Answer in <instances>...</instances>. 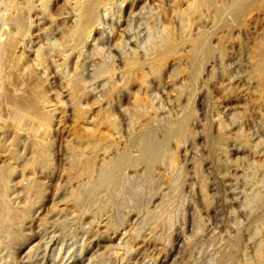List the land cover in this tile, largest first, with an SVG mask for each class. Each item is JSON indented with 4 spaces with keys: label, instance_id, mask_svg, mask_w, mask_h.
I'll return each mask as SVG.
<instances>
[{
    "label": "rangeland",
    "instance_id": "obj_1",
    "mask_svg": "<svg viewBox=\"0 0 264 264\" xmlns=\"http://www.w3.org/2000/svg\"><path fill=\"white\" fill-rule=\"evenodd\" d=\"M119 1L123 2L119 4ZM186 1L191 2L178 0L177 6L175 0H109V12L103 10L101 12L105 25L98 24L96 30H92L85 46L79 49V57V53L69 56V61L67 60L69 65L64 68V72L71 74L75 63L81 61L87 67L85 73L92 77L99 70V61L104 60L106 64L114 65L116 73L114 77L117 80L120 78L121 83L124 77L122 75L124 50L126 53L133 52L134 49L140 54L149 53L147 42L149 25L153 27L152 38L155 39L164 27H171L173 32H178L176 34L178 48L164 63L161 73L163 80L157 81L156 76L150 74L148 65L145 64L144 71L149 73L148 82H142L140 79L131 82L128 85L131 92L127 96L120 97L119 100L118 98L114 100L113 103L117 107L115 132L114 129L102 128L95 133L97 134L95 137L91 138L92 141L84 140L80 144L75 138L77 132L83 134L85 127H92V116L97 115L101 106L107 107V101L103 99L101 105H95L94 113L87 121L77 125V128L74 126V106L68 101L69 107L66 108L68 113L59 114L54 122V128L57 129L56 139L50 152L49 162L40 165V159L36 162L31 151L25 154V159L17 160L16 173L12 178L13 181L16 180L17 184L14 186L18 189L11 197L15 209L22 211L20 213L21 211L16 209L18 214H22L20 215L22 218L13 221L7 227H0V264H217L221 249L230 255L229 260L224 264H264V258L261 256V251L264 250V209L256 221H249L251 213L257 209L256 199L264 193V55L261 58L260 69L256 68L260 51L264 46V0H256L257 5L248 9L239 20L228 17V27L216 26L215 19L213 21L214 7L213 10L207 11L208 14L204 9L203 17L196 16V20L193 18L196 22H191L192 25L184 27L183 31L176 22L177 18L174 17L173 10L176 7L177 10L187 9L189 4ZM227 1L214 2L220 5ZM119 8L122 11L120 20L115 16L116 9ZM49 9V16L44 15L45 17L41 19L38 18L42 15L40 13L37 17L33 16L35 17L33 20L37 23L32 27L33 44L38 42L46 45L47 33H51L50 40L54 41L57 36L59 39L58 31L71 23L72 17L67 13L68 8H65L64 0L50 1ZM155 21L159 22L155 23ZM206 30L212 34L210 44L215 50L197 82L191 84L190 73L188 74L191 39L197 38ZM26 51L32 60L34 53L31 50ZM50 53L54 55L56 63L63 62L56 50ZM52 69L55 71L54 68ZM54 71L51 76L54 75ZM105 79L107 74L91 80L90 84L97 86L98 83L103 84ZM100 89L101 86L96 90ZM137 95L139 97L143 95V99L147 100V104L149 103L148 112L145 114H148L147 116L134 118L132 114L134 97ZM101 98L103 97L100 96ZM92 100L93 98L90 103L93 102ZM189 107L193 108L196 115L189 119L187 137L185 136L183 142H179L175 136L169 139L165 149L166 156L164 155L159 163L152 166L148 179L143 180L141 177L144 172L143 164L126 170L130 181L132 180V183L137 181L133 184L139 191L138 199L132 201L128 195H124L118 202L119 205L111 191L106 188L93 193L88 191L100 165L122 151L130 137L134 132L139 131L141 126L147 124L156 129L160 137L162 135L160 127L167 120L171 121L175 117L185 115ZM181 109L186 111L183 112ZM133 119H136L134 124H132ZM206 129L214 138L226 134L214 155L209 153L207 147ZM102 132L107 133L102 134ZM102 135L105 136V141L95 147L97 140L93 138L98 139ZM104 143L105 146L109 144L107 150ZM133 154L136 155L137 152L134 151ZM0 161V164L2 161L8 162L7 156H1ZM25 161L30 162L31 166L24 168ZM67 172L69 176L66 175ZM182 172L186 173V176L181 181ZM50 173L52 176L49 175ZM139 173L141 176L137 175ZM24 176L26 180L23 181ZM31 176L34 179L37 177L35 179L37 182ZM27 177H31L32 183L36 186V189L29 193H25L22 189L28 184ZM179 197L183 200L181 203H178ZM166 206L168 212L165 211ZM169 211L173 212L174 215L171 216L174 220L169 231L170 236L167 238L162 226L164 218L167 217L165 215L171 214ZM132 229L136 231L132 246L127 252L116 249L124 244L128 237L127 232ZM19 233L30 235L22 249H19L20 246L14 241ZM196 236L200 241L197 246L193 243ZM211 238H215L217 243L216 246L208 248ZM202 242L208 243V247ZM215 251H218L217 254Z\"/></svg>",
    "mask_w": 264,
    "mask_h": 264
},
{
    "label": "bare ground",
    "instance_id": "obj_2",
    "mask_svg": "<svg viewBox=\"0 0 264 264\" xmlns=\"http://www.w3.org/2000/svg\"><path fill=\"white\" fill-rule=\"evenodd\" d=\"M50 1H52V0H0V157L1 156H7V159H8V162L4 163V161H2V164H0V227H2V226L7 227L8 224L10 225V223H12L13 221H18V220H21L20 218H22L20 216L22 214H18V211H19L18 208H16V209H18V211L16 212L15 204L12 201V197H11L14 194V191H16L18 189L14 186L17 184L15 182L16 180L13 181V178H12L13 174L16 173V168H17L16 162H17V160L25 159V154H27L28 151H31L36 162H38L37 160L40 159L39 160L40 165H41V163L44 164L46 162V164H47V162H49V158H51L50 152H51L54 140L56 139V130L57 129L54 128V122H55V119H57L59 114L61 115V113L63 114L65 112H67L66 108L68 109V107H69L67 102L71 101V103L74 106L73 116H74V126L76 127L77 125L82 124L88 120L90 115L92 113H94V109L96 108L95 105H97V106L101 105L100 102L103 101V99L107 101V107L101 106L100 108H98L97 115L92 116V120H91V122L93 124L92 127H90V128H88L89 126L85 127L83 129V134L82 133L80 134L77 131H75V132H77V135L75 133V135H76L75 138L79 141L80 144L82 142H84V140H91L92 137H95L97 135V134L95 135V133L98 131H101L102 128H106L109 130L114 129L113 131L115 132V128H116V124H115V119H116L115 116L116 115L115 114L117 111V107H115V105L113 103L114 100L116 98H118V100H119L120 97L127 96V94L131 92L128 89V85L131 82L140 79L142 82L146 83L149 73L147 74L144 71V68H145L144 65L145 64L148 65L150 74L155 75L157 81L161 80L162 79L161 76H163V75H161V73L163 70L164 63H166L165 61H166L168 56L173 55L176 52V50H177L176 48H178L177 45L179 44L177 41V38H176V34L178 32L177 33L173 32L171 27H164L163 31L161 33H159V36L157 35L158 38L155 39V37L152 38V36L154 34L152 31L153 27L151 25H149L150 27H148L149 29L147 32V42L149 45V49H148L149 53L145 52L144 54H140L135 49H134V51L132 50L133 52H130V53L127 52L126 53V51L124 50L123 56H122L123 57V65L122 66L124 68V70H123L124 74L121 73L122 75H124V77L122 78L121 83H120V78H118L119 80H117L114 77V74H116L115 68L113 67L114 65L110 66V65H108L109 63L106 64L104 62V60L99 61V70L92 77L89 76L88 73H85L86 65L84 62H81V61L79 63L76 62L75 67L72 70V73L68 74V73L64 72V68H66V66L69 65V64H67V60H68V58H70L69 56L73 53H79L80 52L79 49H81V48H83V46H85V43H86L87 39L90 37L92 30H96V27L98 24L99 25L102 24V26H103V24L105 25V23H103L104 21H103L101 12H102V10L104 12H109V5H108L109 0H64L65 8H68L67 13L72 17L71 23L69 22L70 24L69 25L67 24V27H65V28L62 27V29H60V30L58 29L59 30L58 34H60L59 39L57 38L58 37L57 36V37H55L56 39L54 41H52L49 38L51 33H47L46 37H47L48 42L46 43V45H43L42 43L38 44V42H35L33 44L34 41H33V37H32V27L34 25L35 26L37 25V23H35V21L33 20V18H35L33 16L36 15V17H37L38 16L37 14H39V13L42 14L40 17H38L40 19H41V17H45L44 15L49 16V10H50L49 9V3H50ZM177 1L178 0H175L176 5H177V3H179ZM189 1H191V2L188 3L186 1L189 4V5L187 4L188 5L187 9L181 7V9L183 8L184 10H177V7H176V9L173 10L174 17L177 18L176 22H178V25H180V27L182 28L183 31H184V29H183L184 27L186 28L189 25H192L191 22H194V20H196L195 19L196 16H199V17L201 16V18H202L203 17L202 16L203 11H205V10H206V12L210 11L213 7H214V10L212 9L214 11L213 21L215 19L216 26L228 27V25H229L228 17H230L232 20H239L248 9H250L252 6L257 5V3H255L256 0H228L227 2H223L220 5H216L215 4L216 2H214L215 0H189ZM122 2L123 1H121L119 4H121ZM115 3L117 4V2H115ZM258 3H260V2H258ZM180 5H179V8H180ZM171 9H172V7H171ZM116 10H117V15H115V16H116V18H118V20H120V18L122 16V11L120 8L116 9ZM206 14H208V12ZM210 17H211V14H210ZM153 18H154V16H153ZM193 18H194V20H193ZM205 18H206V15H205ZM169 19H171V17ZM209 20H211V19H209ZM41 22H43V20ZM158 22L155 21V23H158ZM208 24H209V26L211 25L210 23H208ZM159 25H161V24H159ZM60 27H61V25H60ZM176 27H175V29H176ZM180 27H178V28L181 32ZM158 28H159V26H158ZM212 28H213V26H212ZM42 29H41V31H42ZM209 29H211V27H209ZM213 31H215V29L212 30V34H213ZM111 32H113V31H111ZM155 33L157 34L158 31ZM33 34H35V33H33ZM183 34H184V32H183ZM212 34L210 31L206 30V31L201 32L197 38L192 37L194 39H191V57H190V69H189L190 72H188V74L190 73L189 77H191V81H192L191 84L197 82V80L199 79V76L201 75V73L204 69V66L209 62L212 54L214 53L215 48H214V46H212L210 44V36ZM115 37H116V35H115ZM118 40H119V38H118ZM224 42H222V43H224ZM122 45L123 44H121V46ZM140 47H141V44H140ZM114 48H116V47H114ZM145 48L147 49V44H146ZM140 49H142V48H140ZM26 50H31L32 53H34V58L32 60L28 57L29 55L26 53L27 52ZM52 50L57 51V55H59L60 58L63 60L62 63H56V60L54 59V55L50 53ZM179 52H180V48H179ZM83 55H85V53ZM263 55H264V46L262 47V49L260 51V59L258 60V62L256 64L257 70L260 69V66L262 63L261 58L263 57ZM79 56H80V53L78 54V57ZM178 56H180V55H178ZM178 58H181V57H178ZM50 60H52V61L50 62ZM76 60H78V58ZM111 64H113V63H111ZM94 66H96V65H94ZM52 68H54L55 71ZM182 69H184V68H182ZM182 69H180V70H182ZM52 71L55 72L53 76H51V73H53ZM106 74H107V79H105L106 81L103 84L98 83L97 86H95V84H90L91 80H94V79L96 80L97 77H100V76L106 75ZM183 74H184V72H183ZM154 81H155V79H154ZM200 84H201V82H200ZM99 86H101V89L96 90ZM203 90H204V88H203ZM194 91L193 92L191 91V92L194 93ZM98 92H100V94ZM145 93H146V90H145ZM145 93H144V95H145ZM137 94H138V92H137ZM196 94H198V93H196ZM100 96H102L103 98L100 99ZM92 98H93V100H92L93 102L90 103V100ZM147 98L148 97H146V99ZM123 102H125V101H123ZM134 103H135V105H133L134 107L131 109L132 114L134 115V118L135 117L137 118L139 116H143L148 112L147 111V107H148L147 105L149 103L147 104V100L143 99V95H142V97H139L138 95L136 97H134ZM152 105H153V103H152ZM187 106H186V108H187ZM181 110H183V109H181ZM184 110L186 111V109H184ZM184 110H183V112H185ZM129 113H130V111H129ZM147 115H145V116H147ZM193 115H194V110H193V108L189 107L187 109V112L185 115H182L179 118L175 117V118H173L174 120H171V121L167 120V122L165 124H163L162 126L159 125V126H161L160 129H162V135H160V137L157 135L156 129L149 127L147 124H144L143 126L140 125L141 127L139 128V131L134 132V134L130 137V139L127 138V139H129V141H128V143H126L127 144L126 147L124 146L125 148L122 151L115 154L112 158L110 157L111 159L109 161L100 165V167L96 170V174H95V176H93V179L91 180L90 187L89 188L87 187L88 191L93 193L94 191H97L101 188H106L107 190L111 191V194L113 195V197L115 198V201L117 203L120 202L121 199H123L122 197L124 195H128V197H130V199L132 201H135L136 199H138L139 191L134 186L136 184L135 183L136 180L133 182L135 184H133L132 180L130 181V179L128 177L129 175L126 174V170L129 167H135L138 164H143L144 165V172H143L142 176L140 175V173L137 175L138 176L140 175L141 177H143L142 178L143 180H147L150 173H151L152 166L155 163H159L162 160V158L164 157V155L166 156L165 149H166V145H167L169 139L172 138L173 136H175V137H177L179 142H183V140H184V138L187 135L188 130H189V125H188L189 119ZM128 118H130V117H128ZM140 119H141V117H140ZM135 120L136 119H133L132 124L136 123ZM142 122H143V120H142ZM142 122H140V123H142ZM89 124L90 123H88V125ZM156 126H158V125H156ZM153 127H155V126H153ZM70 129H71V127H70ZM106 129H104V130H106ZM207 129L209 130L210 128H207ZM207 129L205 131V140L207 143V147L209 148V153L214 155L216 153V151L218 150V148L220 147V144L224 141L226 134H225V136L220 135L219 137L214 138V137H211L209 135V133L207 132ZM73 130H76V129L73 128ZM203 132H204V130H203ZM105 133H107V132H102V134H105ZM129 135H131V134H129ZM93 140H97L96 142L94 141L95 147H97L99 144H101L105 141V136L102 135L98 139L93 138ZM71 141H72V139H71ZM115 142H117V141H115ZM87 144H88V141H87ZM88 146H90V145H88ZM104 146H105V143H104ZM108 146H109V144H107L105 146L106 147L105 150H107ZM70 147H72V146H70ZM167 148H168V146H167ZM56 149H58V148H56ZM76 151H78V150H76ZM134 151L137 152L136 155L133 154ZM113 153H115V152H113ZM214 160H216V159H214ZM77 161H79V160H77ZM51 163H50V166L52 165ZM23 164H25L24 168L31 166V163L28 161H25ZM179 167H178V169H179ZM33 170L35 171L34 168H33ZM93 170H95L94 167H93ZM45 171H47V170H45ZM45 171L43 174H45ZM25 172H26V170H25ZM54 173H55V171H54ZM26 174H27V172H26ZM31 174H33V173H31ZM28 175H29V173H28ZM49 175L52 176L51 173ZM66 175H68V172ZM185 176H186V173L182 172L180 180L182 181L185 178ZM16 177H17V175H16ZM19 177H21V176H19ZM31 177H27L28 184L27 185L25 184V186L22 188L25 190V193H29L30 191H33V189L36 187V186H34L35 184L32 183L34 178L32 177L33 178L32 179ZM71 177H72V175H71ZM25 178L26 177L24 176L23 181ZM35 179H34V181H36ZM172 179H174V178H172ZM89 181H90V178H89ZM39 182H41V181H39ZM172 182H173V180H172ZM42 183H41V186H42ZM13 187H15V188L13 189ZM83 190H85V189H83ZM103 191H105V190H103ZM41 192H43V190ZM78 195L79 194H77V196ZM179 198H178V203H181L183 200H182V198H180V199ZM122 202H123V200H122ZM122 204H124V203H122ZM256 204H257L256 205L257 209L251 213L250 219H249L250 222L256 221L261 216V211L264 209V193L261 194L256 199ZM122 206H124V205H122ZM167 206L165 209H167ZM177 206L179 207L178 204H177ZM173 207H175V206H173ZM178 207H175V208H178ZM168 210L169 209H167L165 211L168 212ZM23 212H25V211H23ZM169 212L171 213V211H169ZM20 213H22V211ZM28 213H29V211H28ZM172 214H173V212L169 216L165 215L167 217L164 218L165 220H164L163 226H162L163 229L165 230V233L167 234V238H169V236H170L169 231L173 225L174 218H172V216H171ZM175 214L177 215V213H175ZM25 216L27 217V215H25ZM151 218H153V217H151ZM23 220H25V219H23ZM160 224H159V226H160ZM5 228L3 230H5ZM9 230H11V229H9ZM135 233H136V231L134 229L127 232L128 237L125 240L124 244L117 247L116 249L123 250L124 252H127L128 249L132 246V243H133V240L135 237ZM14 236H11V237H14ZM1 237H2V235H1ZM164 237H165V235H164ZM214 237H216V236H214ZM29 238H30V235H28V234L24 235V234L19 233V235H17L14 238V241L18 246H20L19 249H22L23 245H26L25 242ZM216 238H218V236ZM166 241H167V239H166ZM203 242H202V244H204L205 246L207 245V247H208V243L205 244ZM193 243L196 244V246H197V244L200 243L198 236H196L195 240H193ZM216 243H217L216 239L211 238L208 248L216 246ZM261 246H262V244H261ZM202 247H201V249H202ZM205 252H206V250H205ZM215 252L217 254L218 251H215ZM115 253H117L116 250H115ZM261 256H263V258H264V250L261 251ZM229 258H230V255H228V253L224 249H221L219 252V256L217 257V264H224L225 262H227V260H229Z\"/></svg>",
    "mask_w": 264,
    "mask_h": 264
}]
</instances>
